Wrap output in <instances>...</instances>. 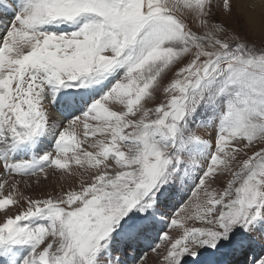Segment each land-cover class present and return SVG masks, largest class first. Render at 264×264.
<instances>
[{
    "label": "snow or ice",
    "instance_id": "snow-or-ice-1",
    "mask_svg": "<svg viewBox=\"0 0 264 264\" xmlns=\"http://www.w3.org/2000/svg\"><path fill=\"white\" fill-rule=\"evenodd\" d=\"M150 254L264 264V0H0V264Z\"/></svg>",
    "mask_w": 264,
    "mask_h": 264
},
{
    "label": "rangeland",
    "instance_id": "rangeland-1",
    "mask_svg": "<svg viewBox=\"0 0 264 264\" xmlns=\"http://www.w3.org/2000/svg\"><path fill=\"white\" fill-rule=\"evenodd\" d=\"M219 19H222L226 24H228L232 29H234L237 32L241 31L240 24L243 23V21H239L238 23V17L237 13L233 12L232 16H226L223 13L219 14ZM244 30H247V26L244 25ZM53 185L51 183L48 184V188H51ZM195 226H199L198 224ZM147 264H159V260L155 255L150 254V258L147 262Z\"/></svg>",
    "mask_w": 264,
    "mask_h": 264
},
{
    "label": "bare ground",
    "instance_id": "bare-ground-1",
    "mask_svg": "<svg viewBox=\"0 0 264 264\" xmlns=\"http://www.w3.org/2000/svg\"><path fill=\"white\" fill-rule=\"evenodd\" d=\"M257 3L259 4V0H257Z\"/></svg>",
    "mask_w": 264,
    "mask_h": 264
}]
</instances>
